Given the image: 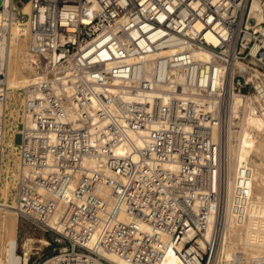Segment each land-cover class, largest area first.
<instances>
[{
	"label": "built area",
	"instance_id": "built-area-1",
	"mask_svg": "<svg viewBox=\"0 0 264 264\" xmlns=\"http://www.w3.org/2000/svg\"><path fill=\"white\" fill-rule=\"evenodd\" d=\"M13 27L31 80L17 107L0 51V204L53 232L51 264H112L101 251L161 264L173 245L213 264L219 221L204 232L225 197L231 95L264 118V0H0L6 46ZM251 174L241 167L238 205Z\"/></svg>",
	"mask_w": 264,
	"mask_h": 264
},
{
	"label": "bare ground",
	"instance_id": "bare-ground-1",
	"mask_svg": "<svg viewBox=\"0 0 264 264\" xmlns=\"http://www.w3.org/2000/svg\"><path fill=\"white\" fill-rule=\"evenodd\" d=\"M9 1L4 0L6 3ZM252 7L253 9L257 7L256 1L252 3ZM23 10L25 12L29 10L27 2L24 3ZM23 43L27 46V37L20 36L16 27L12 28V36L7 46L5 42H0V51L5 49L8 51L6 84L11 91L27 86L31 80L30 77L27 78L23 68L25 52ZM151 57L144 63L148 71H151L153 65ZM172 72L179 81L183 80V74L174 70ZM147 77L150 78V74ZM222 131L227 186L220 213L211 216L204 232L205 236L210 238L219 221L221 229L213 264H264V261L255 262L253 259L264 255V118L262 115L252 114L244 98L233 93L229 99ZM128 136L136 146L145 145L137 132L129 131ZM128 142H123L115 152L121 155L131 153L132 146ZM85 161L87 164L93 162L90 159ZM245 164L251 169L252 180L246 191L244 204L238 205L236 200L238 177L241 167ZM7 188L8 182L5 181L1 187V197L4 199L7 198ZM17 219L14 210L6 207L4 203L0 204V264H15ZM57 229L61 230L60 227ZM34 240L37 241L32 238L22 241L21 247L24 252L22 262L29 260ZM38 242L42 245L49 244L44 237ZM200 244L204 246L205 242L200 241ZM238 253H242L246 259L239 261ZM101 255L112 264H133L107 251H101ZM54 260L55 257L50 256L42 264H51ZM161 264L189 263L180 251V246L173 245Z\"/></svg>",
	"mask_w": 264,
	"mask_h": 264
},
{
	"label": "rangeland",
	"instance_id": "rangeland-1",
	"mask_svg": "<svg viewBox=\"0 0 264 264\" xmlns=\"http://www.w3.org/2000/svg\"><path fill=\"white\" fill-rule=\"evenodd\" d=\"M23 44L24 45L22 46L24 47L23 49L25 50L26 49L25 43ZM20 57H22V55H20ZM28 77L29 76L27 75V78ZM19 92L20 91L14 89L9 93V97L12 99V101H14L17 104V107L20 105L21 102V95H19ZM4 236H2V239ZM16 237H17V247H16V255H15V264L23 263L22 262L23 248L21 247V243L25 239L32 238L37 240V241L34 240L33 242V249L31 250L30 257L32 260L37 259L39 262L44 258L53 254L56 251V248H58L59 246L56 242H53L52 240V238L54 237L53 232H44L40 227H38L36 224L32 223L27 219H22V218L17 219ZM43 237L49 241L48 245H42V243L38 242V240Z\"/></svg>",
	"mask_w": 264,
	"mask_h": 264
}]
</instances>
